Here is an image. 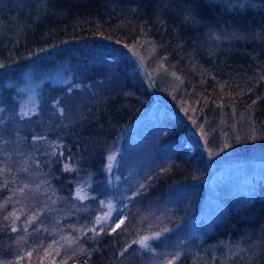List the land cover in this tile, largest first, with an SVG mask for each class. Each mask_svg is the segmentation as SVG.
I'll return each instance as SVG.
<instances>
[{
    "label": "trees",
    "instance_id": "1",
    "mask_svg": "<svg viewBox=\"0 0 264 264\" xmlns=\"http://www.w3.org/2000/svg\"><path fill=\"white\" fill-rule=\"evenodd\" d=\"M38 3L27 12L0 1L2 69L9 72L31 61L49 68L62 63L71 80L42 85L36 111L23 117L15 113L13 89L1 87L0 264H39L23 253L33 245L42 251L53 242L49 256L40 253L44 264L53 258L56 264H140L150 255L133 252L136 260L130 254L143 221L136 219L132 202L123 228L94 239L87 232L91 214L106 195L100 174L106 155L151 102L144 79L117 48L150 41L191 97L208 103L206 112L212 106L250 110L264 126V0L246 7L208 0ZM163 122L170 135L155 150L145 152L147 141L130 137L129 161L120 157L126 170L122 183L129 193L141 183L140 196L160 216L153 217L159 228L167 213L175 222L197 211L205 192L200 179L207 174L204 153L181 141L183 122L177 116ZM83 176H93L89 192L97 197H75V182ZM169 235L161 264H244V251L255 239L261 244L252 262L264 264V181L258 195L230 207L201 242Z\"/></svg>",
    "mask_w": 264,
    "mask_h": 264
},
{
    "label": "rangeland",
    "instance_id": "2",
    "mask_svg": "<svg viewBox=\"0 0 264 264\" xmlns=\"http://www.w3.org/2000/svg\"><path fill=\"white\" fill-rule=\"evenodd\" d=\"M0 1L9 4L13 2L14 7L27 12L35 9L39 4V0ZM208 1L223 3L227 6L246 7L250 6L253 0ZM117 49L118 55L132 64L134 70L144 79L151 102L109 149L105 164L100 169L106 195L99 199V206L91 214L88 228L93 227L97 217L104 220L106 216H114L115 208H122L127 216V206L132 202L134 215L137 212L136 219L139 222L143 220L135 240L143 236L151 237L158 232L161 233V237L157 240L150 239L147 242L149 245L147 248L134 244L130 254L138 260L139 258L134 255L145 251L150 257L145 258L140 264H161L163 257L161 258L159 254L161 255V251H164V244L171 236L169 232H174L172 240L175 241L179 236L180 241L184 243L201 242L211 232L214 223L228 213L230 207L249 202L258 195L259 183L264 181V126L258 124L250 110L240 112L234 108L222 109L212 106L210 111L206 112L208 103L206 101L198 103L191 97L183 79L162 62L156 55L154 44L150 41L141 39L135 45ZM2 70L0 68V90L3 86L13 89L15 113L20 117L28 116L36 111L42 85L45 83L51 86L63 85L71 80L66 72V66L62 63L49 68V65L43 66L37 61H31L22 68L10 67L9 72ZM0 109H2L1 106ZM184 109H188V112L186 113ZM172 116H177L186 127L180 137L183 145L187 148L198 147L204 153L207 174L200 180L204 183L205 192L197 211L189 215L186 221L172 222L169 219L170 214L167 213L164 215V220L167 222L159 228L153 217L160 218V216L154 214L153 208L152 210L148 208L149 201L140 196L141 183L132 187L130 193L126 184L122 183V175L126 170L123 171L120 166V157L125 156L131 147V142L128 140L130 137L136 142L147 141L149 145H146L145 152L155 150L154 146L160 143V139L170 135L171 129L163 122V119ZM193 120L196 121L195 124ZM162 143L165 144L167 141ZM109 156L112 157L110 161ZM125 158L129 161L126 156ZM92 182L93 176L78 177L74 186L75 197H82V199L78 198L81 201L89 197H97V194L93 195L89 192ZM180 225L182 227L179 230ZM103 226L106 228L107 223L105 222ZM123 227L121 225V228ZM165 229L168 231L165 232ZM97 230L99 231V226ZM88 233L93 237L92 232ZM104 233L106 232L96 235L95 238ZM161 241L163 242L160 243ZM260 244V240L255 239V242L248 245L245 251L243 249L246 253L244 264H253L252 260L256 257L258 253L256 249ZM36 249L39 247L33 245L23 254L33 251V256L37 257L34 251ZM39 251L41 253L43 250L39 249ZM67 264L76 263L70 260Z\"/></svg>",
    "mask_w": 264,
    "mask_h": 264
},
{
    "label": "snow or ice",
    "instance_id": "3",
    "mask_svg": "<svg viewBox=\"0 0 264 264\" xmlns=\"http://www.w3.org/2000/svg\"><path fill=\"white\" fill-rule=\"evenodd\" d=\"M125 47H127V45H125ZM4 67L3 64H0V68ZM3 109H0V111H2ZM184 111L187 113L188 109H184ZM194 124L196 123L195 120L192 121ZM201 132H203V129H201ZM35 139H40V138H35ZM225 147H227V145H225ZM112 159L111 156L108 157V160L110 161ZM110 166V165H109ZM27 186V185H25ZM21 191H23V189H21ZM82 199V197H77ZM103 205V202H102ZM114 216H106L104 220H102L100 217H97L96 220L93 222V227L88 228L87 232H92L93 235V239L95 238L96 235H99L102 232H106L107 234H111L116 232L117 229L121 228V225L124 224L125 222V218H126V213L123 211L122 208H115L114 209ZM10 215L12 216H16V213L13 212ZM8 217H5V219H7ZM18 218V217H17ZM31 222V221H29ZM105 222L107 223V227L105 228L103 225L105 224ZM97 226H99V231L97 230ZM13 231H16V228L13 227L12 229ZM38 231V230H37ZM165 232L168 231L167 229L164 230ZM87 232H85L84 234L87 235ZM161 237V233H154L151 237L149 236H143L141 237L139 240H133L132 244H139L140 247L142 248H147L149 247L148 245V241L150 239L152 240H157L160 239ZM55 242H53L54 244ZM53 244H49L47 248L43 249V255L44 256H49L50 255V249L53 248ZM42 247V246H41ZM36 251V255L37 258L39 259V264H44V260L42 257H40V251L39 249L34 250ZM124 251H127V249H124ZM56 255H59V252H56ZM121 255H123V253H121ZM26 256L31 259L33 257V251H27L26 252ZM50 264H56L55 259L53 258L50 262ZM62 264H67L66 261H63ZM168 264H175L174 260H169Z\"/></svg>",
    "mask_w": 264,
    "mask_h": 264
}]
</instances>
